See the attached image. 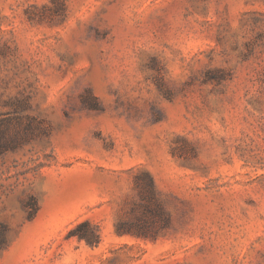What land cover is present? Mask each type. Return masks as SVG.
Segmentation results:
<instances>
[{"label":"rangeland","instance_id":"obj_1","mask_svg":"<svg viewBox=\"0 0 264 264\" xmlns=\"http://www.w3.org/2000/svg\"><path fill=\"white\" fill-rule=\"evenodd\" d=\"M0 264H264V0H0Z\"/></svg>","mask_w":264,"mask_h":264},{"label":"trees","instance_id":"obj_2","mask_svg":"<svg viewBox=\"0 0 264 264\" xmlns=\"http://www.w3.org/2000/svg\"><path fill=\"white\" fill-rule=\"evenodd\" d=\"M80 239H85L89 244L99 243V236L95 234H80Z\"/></svg>","mask_w":264,"mask_h":264}]
</instances>
